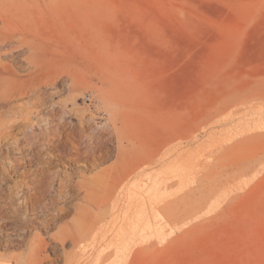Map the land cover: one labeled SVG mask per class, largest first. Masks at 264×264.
<instances>
[{"label":"rangeland","instance_id":"374dc122","mask_svg":"<svg viewBox=\"0 0 264 264\" xmlns=\"http://www.w3.org/2000/svg\"><path fill=\"white\" fill-rule=\"evenodd\" d=\"M49 31L61 149L68 132L80 139L82 123L88 137H101L110 149L87 166L54 159L56 168L89 177L110 167L123 143L132 147L135 167L155 169L175 142L180 147V224L147 250L127 252L126 264H264V0H55ZM16 70L25 75L31 68ZM24 112L34 120V109ZM3 146L6 197L17 177L12 149ZM37 167L20 164L24 194ZM159 195L156 189L149 196L154 209ZM72 204L49 233L78 217L74 205L99 212L80 198ZM4 239L14 244L16 235L0 236L6 264L24 247Z\"/></svg>","mask_w":264,"mask_h":264},{"label":"bare ground","instance_id":"6f19581e","mask_svg":"<svg viewBox=\"0 0 264 264\" xmlns=\"http://www.w3.org/2000/svg\"><path fill=\"white\" fill-rule=\"evenodd\" d=\"M54 1L0 0V157L5 154L2 146L9 145L13 152L10 171L17 177L13 194L4 193L5 197L0 193V236L14 234L15 243L4 239V244L24 247L9 255L6 264H126L127 252L147 250L151 240L157 242L180 224V147L175 142L155 169L146 163L135 167L132 147L123 143L113 164L89 177L54 166L53 160L61 157L87 166L100 162L110 151L101 137L84 133L83 123L78 129L80 139L69 138L73 131L68 132L66 150L56 137L58 123L53 121L51 100L54 49L49 31ZM22 50L25 53L20 55ZM25 66L31 71L25 75L17 72L16 68ZM33 109L31 120L24 111ZM122 139L134 146L131 138ZM22 162L39 163L29 173L32 183L27 194L22 182L27 176L18 173ZM167 162L170 165L164 167ZM152 189L161 193L157 209L150 205ZM74 198L92 204L99 212L74 205L78 217L61 225L57 233H49L57 218L70 213ZM34 228L45 231L46 236L32 232ZM116 240H120L122 253L115 250ZM65 244L71 248L65 250Z\"/></svg>","mask_w":264,"mask_h":264},{"label":"built area","instance_id":"2783aa9c","mask_svg":"<svg viewBox=\"0 0 264 264\" xmlns=\"http://www.w3.org/2000/svg\"><path fill=\"white\" fill-rule=\"evenodd\" d=\"M90 96H91L90 93H88L87 96H85V98L89 99Z\"/></svg>","mask_w":264,"mask_h":264}]
</instances>
